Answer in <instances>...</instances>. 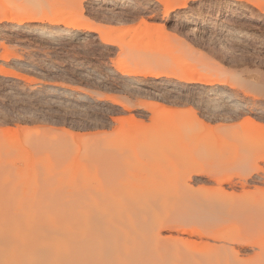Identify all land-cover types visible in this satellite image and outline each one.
<instances>
[{
  "label": "rangeland",
  "instance_id": "1",
  "mask_svg": "<svg viewBox=\"0 0 264 264\" xmlns=\"http://www.w3.org/2000/svg\"><path fill=\"white\" fill-rule=\"evenodd\" d=\"M0 2L43 18L0 13V214L115 218L92 264H264V0Z\"/></svg>",
  "mask_w": 264,
  "mask_h": 264
},
{
  "label": "bare ground",
  "instance_id": "2",
  "mask_svg": "<svg viewBox=\"0 0 264 264\" xmlns=\"http://www.w3.org/2000/svg\"><path fill=\"white\" fill-rule=\"evenodd\" d=\"M92 1L96 2L97 4H99V2H101V3L103 2V0H92ZM1 2H3V1H1ZM1 2H0V4H1ZM4 4L5 3H3V5H0V13L3 12L2 13L3 16L5 14H7V16L9 15L8 18L10 19V21L14 22V25L9 26L10 30H16L17 29L16 27H13V26H17L18 28L20 26H22L23 20L25 18H31L33 16H34V18L35 17H41L40 16L41 13L39 12V10H35V13L34 14L32 13L33 15H29L30 13H28L25 9L23 10L22 8L15 6V5H12L10 7V6L4 5ZM4 12H5V14H4ZM44 14H45L44 19L51 25V29L48 31H44V30L40 31V34L42 36H67V34H69V30L67 28L58 27L60 22L62 20H66V19H68L70 24H75V23L81 21L80 18H75L76 16L73 17L70 14V12H67L65 10L64 11H58V12H56V11L51 12L50 11V12H46ZM93 31H95V27L90 26L88 28V32H93ZM99 32H101V31H99ZM115 39H116L115 36L110 37L109 39H107L106 44H109V45L112 44V42ZM140 67H142V66H140ZM153 68L154 67H152V68L142 67V68L138 69V71H143L145 73H148L147 75H149L150 78H152L151 79V81H152L153 79L159 78L160 75L162 76V73L160 75H158L159 71L156 72ZM123 75H126V74H123ZM206 79L205 80L203 79L204 82L206 81ZM202 82L203 81H201V84L204 83V82L203 83ZM151 83L155 84V82H151ZM215 91H216V89H211L210 92L215 93ZM216 92H218V91H216ZM222 97H224V96H222ZM226 97L225 98H226L227 103L235 105V107L236 106L241 107V108L246 107L245 105H243L244 103L243 104L236 103V101L234 99H232L231 96H226ZM1 201H3V200H1ZM1 201H0V203H3ZM76 202H78V203H76ZM79 202H81V200H79V201L76 200V201L72 202L73 204L69 205V206L73 205L72 207H75L74 210H72L73 208L70 209L71 207H69L68 204H66V203L65 204L68 206L67 209H70L73 212H75V211L77 212V211H79L78 209H76L78 206H74V205L75 204L79 205ZM68 203H71V202H68ZM8 204H10V202H8ZM1 206H0V208L2 209ZM53 206H55V205H53ZM101 206H103V205H101ZM80 207H81L80 209H82V206H80ZM84 208H88V207H84ZM9 210L7 209L6 211H9ZM51 210H54L53 207ZM55 210L56 211L54 212V214H52V211H50L51 214H19V215H6L3 213L0 214V264H86V263L92 264V263H94L92 261H93V258H95V257H96L95 260L97 259V257L102 258L100 260L98 259L97 262H99L101 260L106 261L105 260L106 257H102L103 254H101V257L98 255L94 257V256H92V254H90L91 252H93V250L95 251V249L90 250L91 252H89V254L86 251V250L89 251V249H92V248H96L95 246H97V249H98V247L100 246L99 242H101V241H98V238L101 237V235L103 234L102 232H105V231H108V233L112 234L111 235L112 238H109L112 241L109 243L110 245H108V243H105V244L103 243L104 246H101V247L105 248V246L108 245L107 246L108 249L112 248V249L118 250V252L120 251V248H122L119 245V242H121V241H119V239H121V234L124 233L125 230L120 229V228L115 229L112 226H111L112 227V229H111V227H109V225L112 224L111 222L114 223V221H116L115 218H113V217L107 218V217L97 216V215H94L91 213H80V212H83L81 210L77 214H73V212L70 214H66V215L65 214L64 215L58 214V213L55 214L58 210L61 211V209L56 208ZM63 210H64V212L65 211L71 212L69 210H65V208ZM2 211H3V209H2ZM64 212L61 211L59 213H64ZM68 212H66V213H68ZM9 213H11V212H9ZM117 222H119V220ZM101 223L103 225H99ZM137 226L139 227L138 224H137ZM93 228L96 229L97 231L103 230V231L99 232L102 234L101 235L97 234L98 237H96L95 236L96 234L92 233L93 238H90L91 237L90 232L95 231V230H93ZM196 230H194V231L192 230V233L194 234L196 232ZM189 232H191V231H189ZM82 234H84V235L90 234L89 235L90 237L85 236V238L82 240V238H80L81 236H84ZM87 237L89 239L88 240L89 243H91V244H88V241L85 240ZM102 238H103V236L101 237V239ZM92 239L93 240L97 239V241H95V242H97V244L98 243L99 244L98 245L96 244L95 246H92V248H89V247H91L90 245L95 244L92 241ZM102 240H104V238ZM106 241H108V240H104L102 242H106ZM84 242H86L89 245V246L87 245L88 247L86 246L87 249H83V247H84L83 245H86V243H84ZM80 244H82V245H80ZM101 247H99V248H101ZM104 248H103V252H104L103 256H106L107 252L105 253ZM97 249H96V251H97ZM115 250H113V251H115ZM99 251H101V250H99ZM96 253L97 252H95V253L93 252V254H96ZM83 254L86 256L85 258H84ZM111 254H113V253L112 252L109 253V256H111ZM87 255L88 256L91 255V257H93V258H90V256L87 257ZM121 257H122L121 253H119V254L116 253V254H114V257L112 255V258H114V259H110L111 257H107V258H109V260L112 261L111 262L112 264H124V263H122L124 260H122L123 258H121ZM86 258L87 259L90 258L92 260L91 263H89L90 262L89 260L86 262V260H87ZM84 259H86V260H84ZM109 260L107 261V263H110ZM124 262L126 263V261H124ZM138 263L142 264L144 262H142V263L138 262ZM133 264H136V262H134Z\"/></svg>",
  "mask_w": 264,
  "mask_h": 264
}]
</instances>
